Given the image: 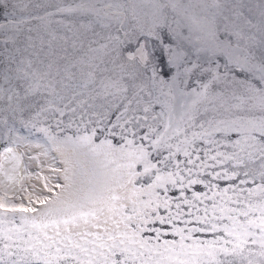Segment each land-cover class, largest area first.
<instances>
[{"label": "snow or ice", "instance_id": "6c2138e0", "mask_svg": "<svg viewBox=\"0 0 264 264\" xmlns=\"http://www.w3.org/2000/svg\"><path fill=\"white\" fill-rule=\"evenodd\" d=\"M0 264H264V0H0Z\"/></svg>", "mask_w": 264, "mask_h": 264}]
</instances>
